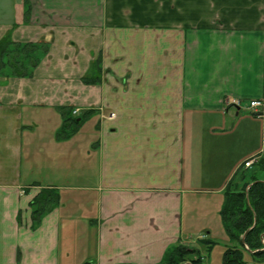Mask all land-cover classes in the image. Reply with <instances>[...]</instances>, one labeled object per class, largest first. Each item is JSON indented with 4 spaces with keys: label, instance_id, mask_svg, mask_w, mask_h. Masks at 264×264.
I'll return each mask as SVG.
<instances>
[{
    "label": "crops",
    "instance_id": "1",
    "mask_svg": "<svg viewBox=\"0 0 264 264\" xmlns=\"http://www.w3.org/2000/svg\"><path fill=\"white\" fill-rule=\"evenodd\" d=\"M24 1L0 0V39L50 47L32 78H0V264H159L179 243L201 252L191 233L220 229L228 186L264 184L231 153L246 103L264 100V0H27L28 23ZM98 57L102 81L85 85ZM88 111L59 137L65 115ZM241 169L251 177L236 180ZM197 180L222 181L203 208ZM41 189L58 204L32 229Z\"/></svg>",
    "mask_w": 264,
    "mask_h": 264
},
{
    "label": "trees",
    "instance_id": "2",
    "mask_svg": "<svg viewBox=\"0 0 264 264\" xmlns=\"http://www.w3.org/2000/svg\"><path fill=\"white\" fill-rule=\"evenodd\" d=\"M24 22H29L30 8L24 1ZM50 44L44 40L35 43L14 42L10 35L0 39V78L30 79L41 61L48 55ZM102 81V59L98 57L89 67L82 82L97 85ZM90 111L84 113L79 122L70 114L65 115L59 137H69L74 133L72 126L87 119ZM261 162V160H260ZM260 162H258L260 164ZM257 178L253 180L256 181ZM245 184L238 192L225 191L220 219L229 242L222 255V264H264V184L254 183L246 191ZM58 204V191L41 189L30 202L31 228L36 229L42 218ZM206 239V237H205ZM202 240L208 248L212 240ZM202 251L182 244L169 247L159 264H204Z\"/></svg>",
    "mask_w": 264,
    "mask_h": 264
},
{
    "label": "rangeland",
    "instance_id": "3",
    "mask_svg": "<svg viewBox=\"0 0 264 264\" xmlns=\"http://www.w3.org/2000/svg\"><path fill=\"white\" fill-rule=\"evenodd\" d=\"M47 57V55H46ZM114 117V114H110V118ZM241 117H243V119L239 118L237 124H236V133L239 139H237L238 141L236 142L237 148L241 147V151L237 150V148L233 147L235 150L231 151V153L233 154V159H235L236 157L241 156L242 162H244L245 160H248L247 157V150H253L255 148V145L257 143L258 145V150H261V143L264 137V121H261L259 119L254 118L252 115L249 114V112H247L246 110L242 112ZM75 129L74 126H72L70 128V130ZM43 131L40 130V136L37 137L35 136L34 139H41L44 138L43 142H47L48 138L46 137V135L42 136ZM241 144H240V142ZM232 148V147H230ZM228 158H230V155L228 156ZM260 162V160H259ZM253 167V169H252ZM250 167L251 170H254V172L257 170V168L259 169V174H257L256 176L255 173L253 175V177L250 179V181L248 183H250L251 181H253L254 178L257 179H261V171L264 172V155L262 157V160L260 162V164L258 163V165H254ZM248 168V169H250ZM255 168V169H254ZM223 169V168H222ZM222 169L217 168L216 171H222ZM242 170V169H241ZM251 170H242L239 172V175H237L236 180L241 176V174L243 173V175L245 176L246 180L249 179V177H251ZM242 172V173H241ZM67 184L69 186H75V183H73L71 177L68 175L67 178ZM222 181H214L211 183H207L201 180H197L193 185L192 188L194 190V194H193V200L195 202V206L199 207V208H203L205 203H206V197H210V195H221V192H218L220 186L222 185L221 183ZM241 182V181H240ZM243 184H240L237 188V185L233 186L232 189V185L229 187L230 191L233 192H238L242 189ZM210 219V217L208 218ZM218 221H219V230H217V226L215 227L217 231L212 232V234L208 237H206L205 240H212L214 241V244L212 245L211 248H208L203 242L199 241V238L201 236H206L205 233H203L202 231H197V229H195V232L191 233V239L192 242H195L196 244H198L200 246V248H204L202 249V254L200 255L203 259L204 264H222V255L224 253V236L226 235L224 232V228L221 225L222 223L220 222V219L218 217ZM212 238V239H211Z\"/></svg>",
    "mask_w": 264,
    "mask_h": 264
},
{
    "label": "built area",
    "instance_id": "4",
    "mask_svg": "<svg viewBox=\"0 0 264 264\" xmlns=\"http://www.w3.org/2000/svg\"><path fill=\"white\" fill-rule=\"evenodd\" d=\"M249 106H250L251 110H252L255 114L258 115L259 118L262 116V115L260 114V109L263 107L261 101H258V100H256V101H252V102L250 103ZM253 161H254V160H251V162L246 163L245 166H249Z\"/></svg>",
    "mask_w": 264,
    "mask_h": 264
}]
</instances>
